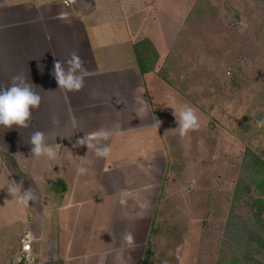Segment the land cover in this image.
Returning <instances> with one entry per match:
<instances>
[{
	"label": "crops",
	"instance_id": "obj_1",
	"mask_svg": "<svg viewBox=\"0 0 264 264\" xmlns=\"http://www.w3.org/2000/svg\"><path fill=\"white\" fill-rule=\"evenodd\" d=\"M158 7L155 0H0V82L23 74L42 97L28 128L0 127V264H146L166 161L182 139L168 106L174 98L182 107L180 93L161 71L164 28L148 23ZM145 39L157 58L143 72L134 44ZM73 52L88 75L81 91L66 92L51 72ZM100 128L113 133L100 142L111 147L107 158L80 145ZM34 131L57 150L55 161L31 156ZM7 185L31 188L35 201L19 204ZM26 233L34 239L29 260L21 251Z\"/></svg>",
	"mask_w": 264,
	"mask_h": 264
},
{
	"label": "rangeland",
	"instance_id": "obj_2",
	"mask_svg": "<svg viewBox=\"0 0 264 264\" xmlns=\"http://www.w3.org/2000/svg\"><path fill=\"white\" fill-rule=\"evenodd\" d=\"M155 1L161 71L201 126L166 161L145 263L264 264V0Z\"/></svg>",
	"mask_w": 264,
	"mask_h": 264
},
{
	"label": "clouds",
	"instance_id": "obj_3",
	"mask_svg": "<svg viewBox=\"0 0 264 264\" xmlns=\"http://www.w3.org/2000/svg\"><path fill=\"white\" fill-rule=\"evenodd\" d=\"M65 2L67 3L69 0H65ZM60 18L65 19V17ZM51 74L59 89L66 92H79L84 87L88 71L84 68L80 57L73 52L71 57L64 62L55 60ZM41 99L39 93L34 91L33 84L29 83L23 74L12 77V82L9 85L0 82V127L5 129H11L13 126L28 128L33 118L32 110L39 108ZM168 106L174 110L173 115L178 124L176 128H178L181 138L200 128L199 118L192 106L184 105L177 110L174 98L170 99ZM53 123H58V121L54 120ZM155 123L159 126L161 121L157 120ZM257 126L264 127V120L258 121ZM112 134V130L105 128L85 133L84 137L80 139V145H87L88 150H93L97 157L107 158L111 154V147L107 144L101 145L100 142L109 140ZM28 143L31 145V156L46 157L50 161H55L58 158L57 150L49 143L44 132L34 131ZM78 171L84 173L86 169L81 167ZM7 191L23 206H28L29 201L36 199L31 188L21 192V186L7 185ZM121 203L123 204L125 201L122 199ZM123 240L129 246L134 244V237L130 232L125 233Z\"/></svg>",
	"mask_w": 264,
	"mask_h": 264
},
{
	"label": "trees",
	"instance_id": "obj_4",
	"mask_svg": "<svg viewBox=\"0 0 264 264\" xmlns=\"http://www.w3.org/2000/svg\"><path fill=\"white\" fill-rule=\"evenodd\" d=\"M134 49L141 70L143 72L151 70L157 58V52L152 41L150 39H145L137 42L134 44ZM256 159H258V161L260 160L259 157H257ZM259 163L264 166V162L261 161ZM257 187L261 189V192H264V177L260 178ZM263 202L264 201L261 198H258V200L255 202L258 213H261V211H263Z\"/></svg>",
	"mask_w": 264,
	"mask_h": 264
},
{
	"label": "built area",
	"instance_id": "obj_5",
	"mask_svg": "<svg viewBox=\"0 0 264 264\" xmlns=\"http://www.w3.org/2000/svg\"><path fill=\"white\" fill-rule=\"evenodd\" d=\"M22 242V256L26 259H30L34 251V239L30 233L24 234L21 238Z\"/></svg>",
	"mask_w": 264,
	"mask_h": 264
}]
</instances>
